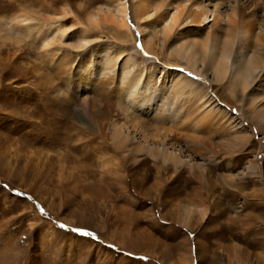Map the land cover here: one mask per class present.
<instances>
[{"label": "rangeland", "instance_id": "obj_1", "mask_svg": "<svg viewBox=\"0 0 264 264\" xmlns=\"http://www.w3.org/2000/svg\"><path fill=\"white\" fill-rule=\"evenodd\" d=\"M262 119L264 0H0V264H264Z\"/></svg>", "mask_w": 264, "mask_h": 264}, {"label": "bare ground", "instance_id": "obj_2", "mask_svg": "<svg viewBox=\"0 0 264 264\" xmlns=\"http://www.w3.org/2000/svg\"><path fill=\"white\" fill-rule=\"evenodd\" d=\"M183 5V4H182ZM163 7V6H162ZM199 7H197L196 9H194V10H192L191 12L192 13H190V14H192L190 17H198V16H201L202 15V12H199ZM141 11V10H140ZM200 11H202L201 9H200ZM123 13L125 14V12H124V10H123ZM177 13V12H176ZM216 13V12H215ZM179 15V14H178ZM217 14H215V16H216ZM213 16H214V14H213ZM173 17V16H172ZM214 18V17H213ZM125 19V18H124ZM172 19H174V18H172ZM216 19V18H215ZM193 21V20H192ZM124 23V22H123ZM175 25V24H174ZM172 27V26H171ZM168 33V27L167 28H165L164 30H163V33L165 34V33ZM170 32V31H169ZM86 45H89V43L87 44V43H85ZM47 44L46 43H44L43 45H42V48L43 49H46L47 48ZM190 46V45H189ZM191 48H192V46H191ZM196 48V47H195ZM190 49V48H189ZM227 49V48H226ZM185 52H184V54H182L181 53V51L180 50H177L176 52H174L175 54H177L179 57H181L182 59H184L185 61H187L189 64H194L196 61H197V52L196 51H193V52H188L186 49H183ZM227 53V52H226ZM225 57V56H224ZM226 58V57H225ZM220 67V66H219ZM214 68V71H216V73L217 72H219V69L217 68V67H213ZM222 70V69H221ZM247 72H248V74H250V76L251 75H253V73H254V69H252L251 67H247ZM221 72V71H220ZM249 76V77H250ZM181 83H184L185 84V82H180V83H177L178 84V86H180L181 85ZM176 84V85H177ZM262 117V116H261ZM262 120H264V119H262ZM121 135V134H120ZM121 137L123 138V140L125 141V137H124V135H121ZM124 141H121L122 143H124ZM120 145H121V143H120ZM137 151H139L140 150V148L138 147V148H135ZM155 154V153H154ZM168 154V153H167ZM162 159H163V162H164V165H166V163L168 164H172L173 166H175V167H177V166H179V165H182V163H183V161L182 160H180V157L178 158V157H176V156H173L172 154L171 155H162ZM186 214H188V213H186ZM182 216V215H181ZM86 220V219H85ZM184 222V221H183Z\"/></svg>", "mask_w": 264, "mask_h": 264}]
</instances>
